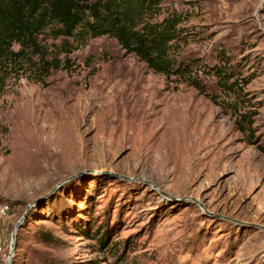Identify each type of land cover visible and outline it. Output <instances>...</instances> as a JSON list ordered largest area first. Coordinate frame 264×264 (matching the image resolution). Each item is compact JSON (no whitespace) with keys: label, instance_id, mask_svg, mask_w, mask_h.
Masks as SVG:
<instances>
[{"label":"rangeland","instance_id":"374dc122","mask_svg":"<svg viewBox=\"0 0 264 264\" xmlns=\"http://www.w3.org/2000/svg\"><path fill=\"white\" fill-rule=\"evenodd\" d=\"M160 3L154 21L181 18L177 49L208 95L108 36L44 82L5 81L0 264H264V0Z\"/></svg>","mask_w":264,"mask_h":264},{"label":"trees","instance_id":"16d2710c","mask_svg":"<svg viewBox=\"0 0 264 264\" xmlns=\"http://www.w3.org/2000/svg\"><path fill=\"white\" fill-rule=\"evenodd\" d=\"M160 4V0H0V92L5 81L20 70H32L36 80L44 82L53 71L70 69L69 56L78 49L80 40L108 36L154 73L168 80H183L208 95L195 67L199 62L182 57L177 49L182 39L181 18L172 15L154 21ZM44 34L61 41L54 53L42 42ZM226 66L218 68L216 76L221 88L236 94V81L230 83L232 74ZM247 120L244 115L242 122ZM42 238L46 243L55 242L47 233ZM99 242L106 248L105 234Z\"/></svg>","mask_w":264,"mask_h":264},{"label":"water","instance_id":"95a60500","mask_svg":"<svg viewBox=\"0 0 264 264\" xmlns=\"http://www.w3.org/2000/svg\"><path fill=\"white\" fill-rule=\"evenodd\" d=\"M40 200H41V198H40V199H36L35 201H33V202H31V203H29V204L27 205V207H26V211H25V213H24L22 219L26 218V216H27V214H28L30 208H31L33 205H35V204H36L38 201H40ZM20 225H21V221L17 223L16 227H15L14 230H13V238H12V242H11V252H12V250H13V246H14L15 233H16V231L18 230V228L20 227ZM7 264H9V258L7 259Z\"/></svg>","mask_w":264,"mask_h":264}]
</instances>
